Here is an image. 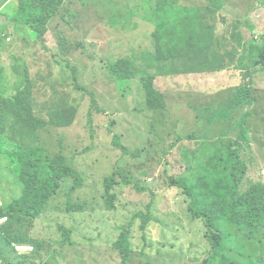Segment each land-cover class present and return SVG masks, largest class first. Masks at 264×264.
<instances>
[{
	"label": "rangeland",
	"instance_id": "obj_1",
	"mask_svg": "<svg viewBox=\"0 0 264 264\" xmlns=\"http://www.w3.org/2000/svg\"><path fill=\"white\" fill-rule=\"evenodd\" d=\"M211 1L60 0L42 38L8 27L0 202L7 214L13 198L31 211L22 226L10 219L0 264H121L122 232L132 248L126 264H264V229L245 228V213L231 210L264 184V0ZM112 66L127 78L117 80ZM157 101L161 110L152 109ZM34 145L68 173L44 207L5 156ZM232 147L245 175L229 194L215 193L201 180L221 171ZM172 180L198 186L192 195L212 225L193 218L192 200ZM140 213L152 219L145 232ZM14 244L33 255L18 258Z\"/></svg>",
	"mask_w": 264,
	"mask_h": 264
},
{
	"label": "trees",
	"instance_id": "obj_2",
	"mask_svg": "<svg viewBox=\"0 0 264 264\" xmlns=\"http://www.w3.org/2000/svg\"><path fill=\"white\" fill-rule=\"evenodd\" d=\"M5 1L8 2V0H2V2ZM220 1L221 0H212L211 3H219ZM13 3H15V9L13 8L14 14L6 16L7 22L5 26L7 28L4 29L3 25L0 24V30L1 28L3 30L2 32H0V39L3 40L7 35L5 34V32L7 33L8 27H13L14 30L21 29L26 35L34 34L37 39L42 38L43 33L46 32L47 24L53 17H55L58 10L60 9V0H17V3L15 0H13ZM259 64L264 67V47L262 49ZM112 68V72L114 73V76L117 80H123L127 78L126 73L121 71L118 66H112ZM242 75L245 77V79L249 80L246 83V91L248 94H250V91L252 90V74H250L249 72H244L242 73ZM245 79L242 78V82H244ZM146 86H151L154 89V87L150 83H147ZM154 90H152L151 88L148 89V94L152 99L154 96ZM157 103L158 106H153V110H161V105L163 108L162 102L159 103L157 101ZM91 108L95 109V111L98 113L101 112V110L95 105L94 100H92ZM162 111H160L159 113H161ZM89 116L91 117V113H89ZM7 120V116L0 115V136L3 133V127L5 126V122ZM114 139V145L120 148V143L118 142L117 137H115ZM5 156L8 157V159L17 161L20 165V170L25 171V174L23 176L25 180L22 181L21 185L22 187H24L27 183H30L31 191L29 190L30 185H28V191L33 197L35 194L38 199H42V207H44L48 203L50 198L56 195V192L59 188V182H61L60 180L68 176V173L66 174V172L64 171L58 172L56 163L53 162V159L47 156V154L45 153V148L41 145H34L32 147H29L28 149H22L21 151L16 150L15 152H5ZM219 158V161L221 160V163L223 165L221 171L216 172L214 170V173H209L208 178H204L201 181L204 183L209 182L215 190V193L222 192L229 194L231 190H234L238 186V181L236 179L237 174L239 172H244L245 175L246 165L241 161L239 154L234 147L229 148L227 156H225L224 160V157ZM60 168L62 169V167ZM71 173L72 172H70V174ZM170 183L172 187H176L182 190L183 193L192 200V206L190 207L189 211L193 214V218H204L208 225H212V216L207 211L199 210V200L202 199V196L198 195L196 197H193L192 195V193L198 190V186L175 180L170 181ZM219 183H221V185H219ZM107 184L109 187H112V177L107 180ZM229 184L231 187L228 188L227 185ZM16 186L20 187V185L18 184H16ZM78 186L80 185L77 184L76 187ZM215 193L212 196H214ZM247 193L248 195L245 196V201H243L242 203L238 204L236 202H232L231 210L235 214L237 211L239 214L245 213L241 218V221L244 222L243 225L245 226V228L249 230L259 228L264 229V184L261 183L253 185ZM11 205H13L14 207H12ZM10 207H12L13 209L12 213H5L3 205V209L0 210V215H2V213L6 214L10 219L13 220V223L17 221L20 223V226H22L21 220L24 217L30 215L31 208L25 202L22 203L17 198H13L11 200ZM71 210H75V208L70 207V211ZM71 212H81V209L79 211ZM223 213L225 214V211ZM143 216L144 215L140 213L136 218L141 221L140 230L142 232H145L146 227L151 223L152 219H150V216ZM248 216H252V220H248ZM11 227L12 221L11 224L9 221L7 225L0 228V237H5L7 233L5 234L4 232H6L7 229L11 230ZM116 248L122 261L121 264H126V261L129 259L132 249L128 232L121 233ZM214 255L216 258V253ZM18 258L24 259V257Z\"/></svg>",
	"mask_w": 264,
	"mask_h": 264
},
{
	"label": "crops",
	"instance_id": "obj_3",
	"mask_svg": "<svg viewBox=\"0 0 264 264\" xmlns=\"http://www.w3.org/2000/svg\"><path fill=\"white\" fill-rule=\"evenodd\" d=\"M10 4H11V6L6 1L2 2V0H0V24L1 25H3V21L7 22L6 16L13 14V13H11V11H13L15 9L14 8L15 3H13V4L10 3ZM3 18H4V20H3Z\"/></svg>",
	"mask_w": 264,
	"mask_h": 264
},
{
	"label": "clouds",
	"instance_id": "obj_4",
	"mask_svg": "<svg viewBox=\"0 0 264 264\" xmlns=\"http://www.w3.org/2000/svg\"><path fill=\"white\" fill-rule=\"evenodd\" d=\"M7 3H9V5H11L10 3H12L13 4V0H8V2ZM10 38H8V42H10V40H9ZM1 203V202H0ZM2 204V203H1ZM3 209V204H2V207L0 208V210H2ZM0 217H6L7 218V221L3 224V225H0V228H2L3 226H5V225H7L8 223H9V221H10V218L6 215V214H3L2 213V215H0ZM17 247H29V246H22V245H16V244H14L13 246H12V248L14 249V254L16 255V256H18V257H28V256H30V255H33V248L32 247H30V248H32V252L31 253H28V254H20V253H18L17 252Z\"/></svg>",
	"mask_w": 264,
	"mask_h": 264
},
{
	"label": "built area",
	"instance_id": "obj_5",
	"mask_svg": "<svg viewBox=\"0 0 264 264\" xmlns=\"http://www.w3.org/2000/svg\"><path fill=\"white\" fill-rule=\"evenodd\" d=\"M2 207V204L0 203V208ZM7 221L6 217H0V225H3ZM17 252L20 254H28L32 252V248L30 247H17Z\"/></svg>",
	"mask_w": 264,
	"mask_h": 264
}]
</instances>
